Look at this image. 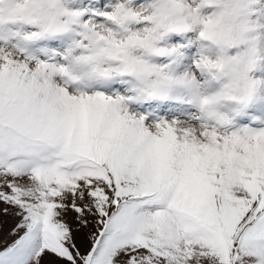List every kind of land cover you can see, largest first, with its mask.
<instances>
[{"label":"snow or ice","instance_id":"obj_1","mask_svg":"<svg viewBox=\"0 0 264 264\" xmlns=\"http://www.w3.org/2000/svg\"><path fill=\"white\" fill-rule=\"evenodd\" d=\"M0 264H264V0H0Z\"/></svg>","mask_w":264,"mask_h":264}]
</instances>
